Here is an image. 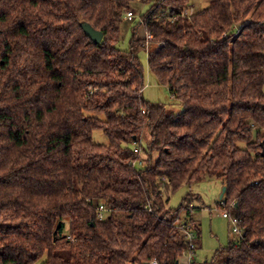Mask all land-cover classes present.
Instances as JSON below:
<instances>
[{"label":"trees","instance_id":"trees-1","mask_svg":"<svg viewBox=\"0 0 264 264\" xmlns=\"http://www.w3.org/2000/svg\"><path fill=\"white\" fill-rule=\"evenodd\" d=\"M132 1L0 0V264H181L176 221L195 251L190 190L208 178L241 232L194 264H264V0L190 15L189 0H138L149 8L122 50ZM143 51L181 112L144 99Z\"/></svg>","mask_w":264,"mask_h":264},{"label":"rangeland","instance_id":"rangeland-1","mask_svg":"<svg viewBox=\"0 0 264 264\" xmlns=\"http://www.w3.org/2000/svg\"><path fill=\"white\" fill-rule=\"evenodd\" d=\"M192 9L188 10V15L195 13L210 3V0H189ZM132 13L134 16L133 22H127L126 19L121 24V40L118 44L119 49H127L128 42L131 35V27L137 24L140 20V16L145 13L149 8V4L142 3L138 0L132 1L131 4ZM139 34L143 33V28H138ZM146 32L144 34L147 39ZM149 45V44H148ZM142 66L144 68V81L145 87L143 89V97L145 100L153 103H160L164 105L168 110L177 114L182 111V106L171 96L170 92L165 86L159 85L155 77L148 71L147 68V54L143 51L139 54ZM149 133L145 128L141 134L138 144H134L133 148L145 147L149 141ZM92 139L96 144H108L106 136L100 130L93 131ZM139 146V147H138ZM221 181L215 178L205 179L191 187L193 193L200 196V201L203 206H200V201H194V205L199 207L194 211V216L198 217L200 223V237L201 245L194 251V260L197 263L209 261L215 250L219 247H224L229 241L236 242L240 236L238 233L232 232V225L228 220L224 219L221 214L223 210L218 205L220 199L219 196L222 190ZM189 192V189L185 186L180 187L173 195H170L168 207L177 208L181 202L182 197ZM195 222V221H194ZM36 264H40V261Z\"/></svg>","mask_w":264,"mask_h":264},{"label":"built area","instance_id":"built-area-1","mask_svg":"<svg viewBox=\"0 0 264 264\" xmlns=\"http://www.w3.org/2000/svg\"><path fill=\"white\" fill-rule=\"evenodd\" d=\"M186 14V13H185ZM125 19L127 21H132V19L134 18L132 11H128L125 13L124 15ZM147 41L151 40V35L147 34L146 37ZM140 148H134V152H139ZM129 165L131 166H135L136 168L140 167L142 165V161L138 160V161H131L129 162ZM220 205H224L223 199H220ZM191 208V215L193 216V206H190ZM105 208L103 205H99L98 206V212H97V218L99 220L104 219V213H105ZM221 216L228 220V222H230V224L232 225V232L233 233H238L240 234L241 230L238 226V222L239 220L232 215L229 211H224L222 212ZM189 219H184L181 221H176V234L179 235V238L186 241L188 243V249L187 251L184 253L183 257L186 259V264H194V249H195V244H194V239H195V233L193 231L192 228V224L188 221ZM70 237H68L69 239ZM151 264H156V261H152Z\"/></svg>","mask_w":264,"mask_h":264},{"label":"water","instance_id":"water-1","mask_svg":"<svg viewBox=\"0 0 264 264\" xmlns=\"http://www.w3.org/2000/svg\"><path fill=\"white\" fill-rule=\"evenodd\" d=\"M81 28L84 32V34L95 44H98L100 41H101V38H102V33L93 29L89 24L87 23H83L81 24ZM263 154H264V151H263ZM224 192H225V187H222V190H221V194L219 196V199H222L223 196H224ZM60 227V223H58L55 231H54V234L55 232L59 229Z\"/></svg>","mask_w":264,"mask_h":264},{"label":"crops","instance_id":"crops-1","mask_svg":"<svg viewBox=\"0 0 264 264\" xmlns=\"http://www.w3.org/2000/svg\"><path fill=\"white\" fill-rule=\"evenodd\" d=\"M194 221H195L196 226H197L198 229H199L200 223H199V221H198V217L194 216ZM199 230H200V229H199ZM200 245H201V237H200V239H199V247H200ZM181 264H186V259H185L184 257L181 259Z\"/></svg>","mask_w":264,"mask_h":264}]
</instances>
